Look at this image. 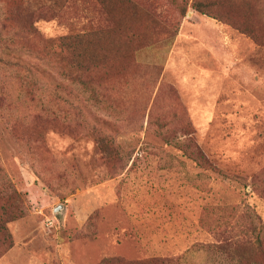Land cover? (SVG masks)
Masks as SVG:
<instances>
[{
  "label": "rangeland",
  "instance_id": "374dc122",
  "mask_svg": "<svg viewBox=\"0 0 264 264\" xmlns=\"http://www.w3.org/2000/svg\"><path fill=\"white\" fill-rule=\"evenodd\" d=\"M7 1L40 9L12 25L30 50L41 43L28 22L48 40L109 29L124 50L94 86L54 73L55 115L38 120L42 78L0 52V95L12 96L0 101V207L21 215L7 224L16 257L264 264V0H188L173 24L180 0L155 12L148 0ZM194 147L210 169L184 155ZM119 152H134L127 166Z\"/></svg>",
  "mask_w": 264,
  "mask_h": 264
},
{
  "label": "trees",
  "instance_id": "16d2710c",
  "mask_svg": "<svg viewBox=\"0 0 264 264\" xmlns=\"http://www.w3.org/2000/svg\"><path fill=\"white\" fill-rule=\"evenodd\" d=\"M118 5L123 7L126 5L128 7L129 3L137 2V0H118ZM164 2V0H160ZM182 5H177L178 8L176 12V21L173 22L175 16H170L165 19V23L173 24L177 23V20L180 21L185 17V8L188 5V0H180ZM151 3L149 10L159 9L165 10V7L161 2H156V0H148ZM168 6V5H167ZM200 6V4H199ZM169 8H172L168 6ZM197 12L205 14L202 12L201 8L195 7ZM181 10V11H180ZM40 9H30V7H18L13 9L7 0H0V52H7L11 50L12 54H18V60L29 67V77L33 80L36 78V74L42 78V80H35L31 89L37 93L39 102L41 106L39 110H34V118L39 119V117H47L50 119L55 115L54 109L50 106L49 102H45L46 98H50L51 91L53 92V86L51 85L53 74L58 73L61 76L62 81H68L77 88L81 86H94L102 81L111 71L118 72L122 70V66L119 65V62L124 58V50L121 51L119 46V41L113 39H106L107 30H95L90 34H82L75 37H61L55 40L41 39L40 35L37 34L36 30L32 23H26L27 33L34 37L33 41L38 38L40 39L41 48H34L36 51L30 50L27 48V44L24 42L15 39L18 36L13 37L12 25L13 23L18 24V19L23 16H28L30 19L38 15ZM148 11V10H147ZM179 11L181 13H179ZM206 15V14H205ZM214 19V17L210 16ZM156 22V21H154ZM12 30V33L10 31ZM103 36L105 40L103 41ZM83 37L85 40H83ZM26 46V47H25ZM12 47V49H11ZM109 47V49H106ZM85 50V51H84ZM26 55L27 59H22V55ZM53 58H56L58 62L63 66V71L56 72L53 67ZM31 60H33L32 62ZM72 67V71L66 70V67ZM119 68V69H118ZM35 74H33L32 72ZM52 88H51V87ZM76 88V94L81 96V92ZM59 91L67 93V85L60 84ZM6 98H12L9 91L5 95H0V101H5ZM15 128V127H14ZM134 152L128 153H118V162H124L127 164L131 161ZM184 155L194 162L198 163L201 168L210 169L211 165L206 159L205 155L199 151L196 147L192 148L191 151H187ZM2 187H0V194H4ZM13 193L16 196L15 190L12 189L11 194ZM2 211L0 215V258L5 255L8 251L13 248V243L8 233L7 224L15 221L21 215L16 214L13 210L10 211L8 218L3 205L0 207ZM158 263L164 264L168 262L167 260H159ZM116 264H123L124 261L117 259ZM129 264H148V261H137V262H128ZM169 263V262H168ZM99 264H109L106 261H102Z\"/></svg>",
  "mask_w": 264,
  "mask_h": 264
},
{
  "label": "crops",
  "instance_id": "0c3cea01",
  "mask_svg": "<svg viewBox=\"0 0 264 264\" xmlns=\"http://www.w3.org/2000/svg\"><path fill=\"white\" fill-rule=\"evenodd\" d=\"M18 246H14L5 256L0 259V264H43L40 258L36 257H16V251ZM28 261V262H26Z\"/></svg>",
  "mask_w": 264,
  "mask_h": 264
},
{
  "label": "built area",
  "instance_id": "2783aa9c",
  "mask_svg": "<svg viewBox=\"0 0 264 264\" xmlns=\"http://www.w3.org/2000/svg\"><path fill=\"white\" fill-rule=\"evenodd\" d=\"M47 225H48V226H51V225H52V223L48 221Z\"/></svg>",
  "mask_w": 264,
  "mask_h": 264
}]
</instances>
